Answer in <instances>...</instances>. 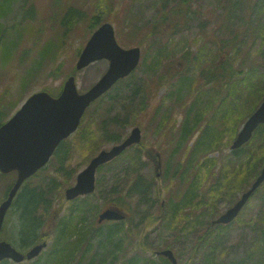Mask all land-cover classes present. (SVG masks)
<instances>
[{
  "label": "rangeland",
  "instance_id": "374dc122",
  "mask_svg": "<svg viewBox=\"0 0 264 264\" xmlns=\"http://www.w3.org/2000/svg\"><path fill=\"white\" fill-rule=\"evenodd\" d=\"M255 1L257 0H194L191 8L197 11L195 15H181L175 19L183 21L184 18H188L184 30L168 28L165 34L150 33L148 28L140 31L139 28L134 29L133 23L125 21L127 14L136 15L141 21L154 18L157 15L159 0H16L13 2L10 12L0 18V23L6 26V35L9 38L15 36L17 40L10 59L6 62L0 60V92L9 93L10 114L34 91L47 90L57 94L69 74L75 76L77 88L83 92L104 73L108 67V61L105 59L97 60L81 69L75 68L79 52L93 31L88 28L89 18L93 16H98L100 23L105 21L112 23L115 37L121 46L125 48L139 46L141 50L138 67L128 78L122 80H126V84L112 88L109 93L91 104L77 130L67 137L70 156L65 165L72 172L70 178L66 179L56 170L52 158L37 175L28 180L30 184L34 182L35 185L46 186L50 178L56 179L55 182L52 180L49 187L54 191L50 197L49 207V213L54 214L52 230L46 237L47 248L38 257L46 256L49 248L51 249L57 237V229L62 223L71 220L69 218L73 215L71 206L79 199H86L90 203L99 205L98 209L87 211L85 228H91L92 225L96 228L100 226L105 233L108 224L116 223L113 221L96 224L97 214L104 208L102 196L100 197L97 191L88 197H79L73 201H68L64 197L65 188L75 182L76 174L88 164L92 156L99 150L107 149L116 143L106 137L109 134L102 135L106 131L101 129L104 121L109 123L113 120L128 122L126 128L120 127L124 137L132 127H140L144 147L151 148L161 155L162 172L166 162L171 163L169 171L174 183L179 181L182 168L187 166V172L182 173L180 179L183 184L182 190L187 189L189 182L194 180L195 185L201 184L198 192L201 195L206 193L207 201L206 204L191 211L190 208L184 210L181 208L182 212L178 211L173 221H170V218L162 219L144 228L141 237H145V241L139 239V233L120 234L123 243L113 261L109 256V253L110 255L114 253L112 245L107 244L106 251L99 248L97 246L99 236H95L93 232L94 235L90 234L87 239L91 244L89 252H86L84 244L67 264H77L80 259L82 261L91 259L95 251L98 254L104 253L106 259L102 258L99 261V258H96L94 264H121L133 255L156 260L158 257L156 253L165 248L172 250L176 264H207V260L212 257L217 264H230L247 257L257 241L256 232L251 226L258 221L257 218L264 211L259 192L253 194L231 226L226 227L228 232L226 229L220 233L219 240L216 241L217 250L213 256L211 253L207 254V247H199V245L193 247L201 232L208 227V222L224 211L238 196L241 185L248 183L250 170H247L245 159H248L249 149L251 152V148H254L250 144L255 140L251 139L244 146L243 153L232 154L230 145L244 118L256 108L264 94V39L261 36L257 37L258 33H255L257 23H264V10L261 13H251L256 6ZM231 3H241L238 9H235L234 17L245 16L243 19L234 20L238 23L236 26H231L228 22L230 15L228 6ZM247 4L251 7L245 10ZM71 5L78 13L71 21V30L63 34L57 20ZM19 32L20 39L17 38ZM245 32L251 35L250 38L244 34ZM237 33L240 34L237 39L240 42L238 50L225 53L216 49L215 39L228 41ZM46 42L52 44V55L41 58L40 47ZM54 44L57 47L53 55ZM202 45L209 50L205 57L197 55ZM8 47V43L0 42V57L8 52ZM24 51L28 52V58L20 62L19 58ZM208 59L212 61L211 65L206 63ZM223 63L233 64L234 75L237 76L232 84L233 92L231 86L220 90L213 88V84L217 86L216 82L214 83L215 79L211 80L207 76L208 69L212 71L211 68L214 67L216 70ZM206 66L207 70L204 69L207 68ZM231 79L229 77L230 81ZM248 86L251 87V91ZM87 125L91 132V134L88 132L90 147L86 144V140L83 141L81 136L78 137ZM207 127L211 130L214 144L207 147V144L201 145L200 141V145L198 144L196 148L202 136L201 131L204 132ZM186 130H188L186 136L180 141V136ZM252 145L259 146L257 142ZM134 148L141 151L142 161L145 162L141 172L148 179H154L151 160L142 157L141 146ZM261 154L264 155V147L261 148ZM188 160L190 163L186 165ZM196 163L203 168L201 175L198 170L192 168ZM209 167L210 174L207 175L204 169ZM103 174H96V178ZM13 179V176H3L0 179V200L7 185ZM106 180H110V186L111 179L107 176ZM154 184L155 187L164 188L167 186V179L157 178ZM226 184L230 185L225 186ZM174 186L175 184L169 185L173 189ZM218 190L219 193L215 194ZM104 191L103 194L110 193V189L106 187ZM166 195L167 197H163L160 202L169 209L170 203L177 202L178 198L174 197L169 201V195L167 193ZM213 195L216 198L213 199ZM135 209V212L139 213L141 205L139 207L135 205ZM135 212L131 215L133 230L141 228L140 225H134L139 220ZM10 214V220H14V214ZM42 217L48 220L46 215L43 214ZM71 223L75 225L76 221L71 220ZM10 224L11 222L9 226ZM9 226L0 238L8 236L11 229ZM77 226L83 225L77 224ZM218 229L224 230V228ZM223 233L226 234L221 235ZM104 235L101 237L102 240ZM73 237L71 236L72 239ZM68 238L71 240L70 237ZM214 238L215 235L211 239ZM116 239H112V242ZM13 245L17 246L16 243Z\"/></svg>",
  "mask_w": 264,
  "mask_h": 264
},
{
  "label": "trees",
  "instance_id": "16d2710c",
  "mask_svg": "<svg viewBox=\"0 0 264 264\" xmlns=\"http://www.w3.org/2000/svg\"><path fill=\"white\" fill-rule=\"evenodd\" d=\"M14 1L16 0H0V18L4 17L8 12H10ZM193 1L194 0H159V5L156 9L157 15L154 18L148 21L146 20L141 21V18L139 19L136 15L127 14L125 17L126 18L125 21L127 22L129 21L131 24L133 23L134 29L139 28L141 31L143 28H148L150 33L153 34H162V33L165 34L166 29L168 28L184 30V28L187 25L188 18H184L183 21H179L175 19L181 15L183 16H188L189 14H191V16L195 15L194 13L197 11L195 10V8L194 9L191 8ZM248 1H252V0H248ZM108 4L110 3L108 2ZM240 4L241 3H237V4L231 3V5L228 6L230 12V15L228 16V22L230 23L231 26H236L238 24L234 20L237 21L245 18V16H240V15L234 17L235 16L234 11L235 9H238V6ZM254 4L256 6L251 13H255V14L261 13L264 10V0H257L254 2ZM250 7L251 6L247 4L245 10L247 8L249 9ZM188 10L190 11L189 13ZM77 13H78L77 9L74 8L73 5H71L65 9L63 16L60 17V19L58 18L57 23L58 26L61 28L63 34H65L66 31L71 30L72 28L71 21ZM78 17H80V15H78ZM99 24H100V19L98 18V16H93L89 18L88 28L90 30L92 29L94 30ZM6 32H7L6 26L0 23V42H6L9 44V47L7 49L8 52L6 54L3 53L2 56L0 57V60L2 62H6L8 59H10L12 55V51L15 48L17 41L15 36L14 38L11 37L9 38L8 35H6L7 34ZM216 32H218V30H216ZM255 33H258L257 37L261 36L262 39H264V23L263 24L257 23V30L255 31ZM244 34L248 35V38H250L251 36L246 32ZM239 35H240L239 33L235 34L234 37L228 41L224 39H221L220 41L215 39L216 49L220 52L224 51L225 53L228 51L238 50V48L240 47V42H238L237 40L240 37ZM20 37H21V33L19 32L17 38L20 39ZM159 40L160 38H158V41ZM51 47L52 44L50 42H46L42 44L39 51L41 58L47 55H52ZM56 47L57 46L54 44L53 55L56 53ZM207 51L209 50H206V48L202 45L201 51L197 55L198 56L204 55L205 57ZM27 53H28L27 51L26 52L24 51L22 53V55L19 58L20 62H24V60H27L28 58ZM206 63L207 64L210 63L209 65H211L212 61L210 62L208 59ZM232 65H233L232 63L230 65L227 63H223L220 64V66L216 70L213 67V69L211 68L212 71H210L207 66H206L207 68L204 69L206 70L208 69V75H207L208 78H210L211 80L215 79L214 83L216 82V84L220 83V81H223L226 76L227 77L230 76L232 78V83L230 85H226V87L228 88L229 86H231L233 92L234 85L232 86V84H234L233 82L237 79V76L234 75L235 70ZM39 66H40V61H39ZM207 76L205 78H207ZM122 84H126V80L119 81L114 87L118 88ZM221 86H216L213 84V88L215 89H219V87ZM250 86L255 89L253 85L250 84ZM250 86L248 87L251 91ZM178 91H180V89H178ZM8 96L9 93L5 91L0 92V125L9 115L8 106L10 101L8 99L9 98ZM127 124L128 122L125 121L119 122L117 120H113L110 121L109 123H106L104 121V124H102L101 129L106 132L103 133L102 135L109 134L106 136L107 138H109L112 142H118L121 140L122 137H124L123 132L120 130V127L126 128ZM88 126L89 125H87L85 129L82 130L81 133H79L78 137L81 136L83 141L86 140V144L88 145V147H90L91 143L88 139L89 136L88 132H90V130ZM107 131L109 132L107 133ZM187 132L188 130L183 131V134L180 136V141L182 140V138L186 136ZM201 132H202V136L198 141V143L196 144V148L200 141H201V145L207 144V147L213 145L214 140L211 137V130H209V127H207L204 132L203 130ZM252 139L255 140L253 143L257 142L259 146L256 147L252 145L253 143L250 144L254 148H251L252 150L251 152H249L250 151L249 149V151L247 152L248 159H245V163L246 165H248L247 170L248 169L250 170L248 172V177H249L247 180L248 183L246 182L243 186L241 185L242 187L241 186L239 187V191L241 190V188L250 185L251 181L259 173V170L264 163L263 162L264 155L261 154V148L264 147V124L260 125L255 130ZM139 146L143 148L142 157H144L145 155L147 157L152 156L153 150L151 148H145L142 143ZM178 152H180V150ZM239 152L243 153L244 148L240 149L237 152H234V154H238ZM69 156H70V147L67 144V140H65L61 142L58 148L56 149L53 155V161L56 170L66 179L70 178V174L72 173L71 170L67 167V165H65L66 160H68ZM189 163L190 160L186 162V165H189ZM170 164L171 163L166 162L161 177H158L160 178V180L167 179V184H166L167 186H165L164 188L155 187L154 183L156 182L157 177H155L154 179L153 178L148 179V177L141 172V167L142 168L144 167L145 162L142 161L141 151L138 150L137 148L130 147L126 149L121 155L116 157L113 161L101 166L98 169L97 174H102V173L104 174L101 177L96 178V184H95L96 187L93 193L97 191L99 196L100 197L102 196L101 200H103L102 204L104 207H112L124 211L126 213L125 220L113 224H108L105 227L106 228L105 233H103V229L100 227L95 228L92 226L91 228H85L84 223L86 221L87 211L98 209L99 205L97 206L93 203H90L86 199H79L77 203L71 206L72 207L71 213H73V215L69 216L71 220L76 221V224L73 225L71 223V220L62 223V225L57 229V237L55 238L51 249L49 248V251L47 252L46 256L39 257L34 262L27 264H67L68 261H70L73 258L75 252L81 250L84 244L86 246V252L87 253L89 252L91 244L90 241H87V239L90 234H93V232L95 236H99V241H97V246L99 248H103V250L106 251V245L107 244L112 245V248H114V253H112V255H110L109 253V256H110V260L113 261L117 257V252L118 253L120 252L123 243L120 234L129 232L134 235H137L139 233L138 234L139 239L145 241V237H141V234L144 232L143 231L144 228L162 219L167 220V218H170V221H173L178 211L179 213L182 212V210H180L181 208L183 210L185 208H190L191 211L198 206L206 204L205 202L207 201L206 200L207 194L203 193L201 195L198 192V187L201 184L198 183L195 185L194 180H192L187 185V189L185 188L186 190L185 189L182 190L183 184L180 179L183 176L182 173L187 172L188 170L187 166L185 168H182L180 172L181 176L179 177V181L177 180L174 183L173 178H171V172L169 171ZM179 168H181V166ZM192 168L194 170H198V173L201 175L203 168H201L197 163ZM204 170L207 173V175L210 174V167ZM107 176L112 181L110 186H109L110 180H106ZM1 177L2 175L0 174V179ZM52 180L53 182L56 181V179L50 178L49 183H47L46 186L35 185L34 182L33 184H30L29 181H27L22 186L21 190L17 194L16 199L13 203L14 209L12 213L15 214L14 217L15 221L13 223L14 228H11L12 229L11 233L14 234L16 241L23 250L37 242L43 241L47 237L48 232L52 230L50 226L52 225L53 216L51 213H49L50 197L54 192L53 189L49 188L51 186ZM171 184H175L174 189L172 187H169V185ZM228 185L230 184H226L225 186ZM105 187L110 189V193L103 194L105 192L104 191ZM231 187L234 188V185L231 184ZM258 192H259V196H261L264 206V182L260 185V187L257 189L255 193ZM166 193L169 195L168 197L169 201H171L172 198L174 197L178 198L177 202L170 203L169 209L166 207V205H163V203L160 202L161 199H164L163 197L165 196L167 197ZM218 193L219 190L215 194ZM89 195H87V197ZM161 195L163 196L161 197ZM214 198H216V196L213 195V199ZM135 205L137 207L141 205V209L139 213L135 212L136 210ZM134 212L138 214L139 217V220L134 225L141 226V228H136L135 230L131 228L133 221L131 215L132 213L134 214ZM43 214L46 215V217H48L49 220L45 219V217L43 218L42 217ZM257 220L258 221H256L253 224V226H251L252 230H254L257 235V241H255L254 246L251 248L247 257L241 258V260L238 261H233L230 264H264V211H262L261 215L257 218ZM210 222L211 221L208 222V227L205 228L201 232L200 236L197 238L195 242L196 245L193 248L198 247V245L199 247L202 246H204L205 248L207 247L208 248L207 254L211 253V256H213V253L217 250L216 241L219 240L220 233L224 232L226 229L228 232V228H226L228 227V225L213 226L211 225ZM77 224L83 226L79 227L77 226ZM218 228H224V230H220ZM103 234H105L104 240L101 239ZM224 234L226 233H223L221 235ZM213 235H215V238L211 239ZM71 236H74L73 237L74 239H72ZM68 237H70L71 240H69ZM115 238L117 239L112 242V239ZM142 246H144V244H142ZM92 255L93 258L88 259L86 261H82V259H80L78 260L77 264H94L96 258H99V261L102 258L106 259L104 253L98 254V252L95 251ZM214 260H215L214 257L209 258L207 260V264H217ZM0 264H14V263L9 262L8 260H3L2 262H0ZM121 264H172V263L163 256L156 257V260H150V259L147 260L145 258L139 257L138 255H133L125 259Z\"/></svg>",
  "mask_w": 264,
  "mask_h": 264
},
{
  "label": "water",
  "instance_id": "95a60500",
  "mask_svg": "<svg viewBox=\"0 0 264 264\" xmlns=\"http://www.w3.org/2000/svg\"><path fill=\"white\" fill-rule=\"evenodd\" d=\"M99 59H107L108 68L87 90L79 92L75 77L69 75L56 97L46 91L34 92L0 125V172L17 171L14 184L0 203V231L5 213L22 182L43 166L58 144L77 128L88 105L137 66L140 48L121 47L116 41L113 25L110 22H103L88 38L78 56L76 68L81 69ZM260 123H264V99L246 119L231 148H237L246 142ZM140 137V130L135 127L120 143L108 150L99 151L77 174L74 185L65 190V197L73 199L79 195L91 193L95 188V173L98 166L110 161L132 144L138 143ZM158 168L159 162H157L156 170ZM263 180L264 166L251 187L231 207L220 214L213 224L232 221ZM124 217V213L120 210L107 208L98 214L97 222L119 220ZM44 246L46 243L42 242L31 247L26 253H22L9 242L0 240V261L4 258L14 262H20L25 258L30 259L36 256ZM161 254L175 263L170 249L161 251Z\"/></svg>",
  "mask_w": 264,
  "mask_h": 264
},
{
  "label": "flooded vegetation",
  "instance_id": "af4514ba",
  "mask_svg": "<svg viewBox=\"0 0 264 264\" xmlns=\"http://www.w3.org/2000/svg\"><path fill=\"white\" fill-rule=\"evenodd\" d=\"M228 79H229V76H228V78H227V76H226L222 82L220 81V83L217 84V86H221V84H222V86L219 87V89H220V88L222 89L223 87H226V85L229 83V82H227ZM226 80H227V81H226ZM152 166H153V170H154V164H152Z\"/></svg>",
  "mask_w": 264,
  "mask_h": 264
}]
</instances>
